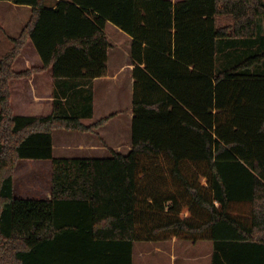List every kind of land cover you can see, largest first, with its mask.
Returning <instances> with one entry per match:
<instances>
[{
	"label": "trees",
	"instance_id": "obj_1",
	"mask_svg": "<svg viewBox=\"0 0 264 264\" xmlns=\"http://www.w3.org/2000/svg\"><path fill=\"white\" fill-rule=\"evenodd\" d=\"M10 1L32 12L0 59V264H114L117 243L133 264L134 242L173 237L212 240L213 264H264V0ZM108 21L133 37V148L56 157V128L113 116L82 121L108 74ZM29 38L43 65L16 71ZM49 67L52 111L15 113L10 80ZM23 159L52 161L51 198L15 196Z\"/></svg>",
	"mask_w": 264,
	"mask_h": 264
},
{
	"label": "crops",
	"instance_id": "obj_2",
	"mask_svg": "<svg viewBox=\"0 0 264 264\" xmlns=\"http://www.w3.org/2000/svg\"><path fill=\"white\" fill-rule=\"evenodd\" d=\"M59 1L46 0V3L54 6ZM2 4H7L12 11H20L24 18L18 24L13 19L2 20L0 17V59L13 46L10 37L19 35L32 12L30 5L17 4L10 0L0 1V6ZM13 30L15 32H12ZM106 32L112 44L107 60L108 74L93 80V115L83 117L82 121L86 125H91L101 118L111 114L113 116L99 126L96 132L56 128L53 133L56 157L107 158L113 156V151L128 154L133 148L134 68L136 66L131 57L133 37L112 21L107 22ZM8 41L10 45L2 51V47ZM42 65L35 45L29 38L14 62V69L23 71ZM10 87L15 113L26 114L27 107L32 103L47 106L48 112L38 115H46L52 111L55 97L52 67L40 69L29 77L13 78L10 80ZM23 161V165L16 166L14 170V184L17 182L20 167H27L30 173L33 171L32 173L36 175L33 174L34 177L28 178L25 176L20 195H16L15 189V196L51 198L52 161L49 159H23ZM36 166L38 168L34 169ZM63 237L60 240L61 243H85V239L81 237L70 238L67 235ZM115 246L117 252L113 263L120 264L122 260L118 250L119 244ZM213 253L212 240L192 242L173 237L163 241H136L132 254L133 264H213Z\"/></svg>",
	"mask_w": 264,
	"mask_h": 264
},
{
	"label": "rangeland",
	"instance_id": "obj_3",
	"mask_svg": "<svg viewBox=\"0 0 264 264\" xmlns=\"http://www.w3.org/2000/svg\"><path fill=\"white\" fill-rule=\"evenodd\" d=\"M24 13V12H23ZM20 14V15H19ZM0 17H1V19L2 20H9V19H13V20H15L16 22H18V24H19V22H20V20L22 19L23 20V15L21 14V12L20 11H12L11 9H10V7H8V5L7 4H2L1 6H0ZM27 20V19H26ZM230 20V19H229ZM228 20V18H221L220 17V19H219V21H218V23L219 24H224L225 22H228L229 21ZM259 23L260 24H262V23H264V20L262 19V18H260L259 19ZM263 27H262V33H264V25H262ZM16 30V29H15ZM15 30H13L12 32H15ZM241 39H238L237 38V41H240ZM226 43V41H225V39H221L220 41H219V46H220V49H221V47L223 46V44H225ZM10 45V43H9V41L8 42H6L5 44H4V46L2 47V51L3 50H6V48H7V46H9ZM220 52H221V50H220ZM219 52V53H220ZM236 56H237V52H232L231 53V55L230 56H227V54L226 53H222V54H220V57H219V61H220V63L218 62V67L219 68H225V67H230L232 64H234V63H231V64H229V65H227V66H223V65H225L227 62H229V61H231V60H233V59H235L236 58ZM18 113H19V111H17ZM46 112H48L47 111V106H43V104H34V103H32V105H30L29 107H27V109H26V114L27 115H38V114H45ZM23 163H24V161L22 160V161H20L18 164H17V166L18 165H23ZM46 163H49V162H46ZM38 167L36 166V167H34V169H37ZM29 171V172H28ZM28 172V173H27ZM33 172V171H32ZM30 173V169H28L27 167H20V169H19V172H18V176H17V182L15 183V189H16V195L17 196H19L20 195V189L22 188V186H23V178L25 177V176H27V178L29 177V176H32V177H34L33 176V174H35V173ZM36 175V174H35ZM33 180H35L34 178H32ZM38 196V195H37Z\"/></svg>",
	"mask_w": 264,
	"mask_h": 264
}]
</instances>
